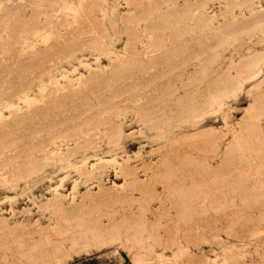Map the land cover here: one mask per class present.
Instances as JSON below:
<instances>
[{"label": "rangeland", "instance_id": "374dc122", "mask_svg": "<svg viewBox=\"0 0 264 264\" xmlns=\"http://www.w3.org/2000/svg\"><path fill=\"white\" fill-rule=\"evenodd\" d=\"M260 7L264 0H0V119L12 102L21 112L11 118L22 119L0 132L30 133L38 122L31 138L7 136L0 148V264H48L59 248L69 264H132L115 240L87 253L95 245L73 238L99 220L120 241L135 231L138 252L164 254L151 264H180L172 254L182 244L190 264H264L260 140L247 157L224 156L235 137L253 138L242 119L264 130V58L253 52L264 50V12L215 29ZM198 11L211 19L196 20ZM255 67L262 73L249 78ZM82 77L89 100L65 87ZM42 79L59 91L40 94ZM233 79L241 80L234 91ZM93 86L112 96L109 106H90ZM46 99L52 109L28 110ZM53 114L72 128L52 126ZM107 117L120 125L118 139ZM36 154L44 165L30 170ZM84 190L91 195L82 200ZM55 194L65 206L81 203L80 223L57 217ZM56 219L62 233L48 227Z\"/></svg>", "mask_w": 264, "mask_h": 264}, {"label": "bare ground", "instance_id": "6f19581e", "mask_svg": "<svg viewBox=\"0 0 264 264\" xmlns=\"http://www.w3.org/2000/svg\"><path fill=\"white\" fill-rule=\"evenodd\" d=\"M259 6V5H258ZM264 12V7H260L257 8L255 10H252L249 14L244 15L242 18H238L236 15H234V19L231 21V23H228L229 21H227L226 19L224 20V22H222L220 26H215V29L217 30H222L224 27L227 25H241L244 24L245 22H247L250 18H255L258 16V14ZM195 18L196 20H210L211 19V15H207L205 13H203V11H198L195 13ZM200 40L203 43H207L209 42V38L205 35L200 37ZM254 53H259L261 52L260 57L264 58V50H255L253 51ZM124 56L123 57H117L113 60L112 64H107L106 67L109 68L112 65H115L117 63H120L124 60ZM97 72V69L95 68H91L89 70V74H94ZM262 73V69L260 67H255L251 73L249 78H254L257 77L259 74ZM87 75V74H85ZM84 80L83 77L80 78L77 82V85L75 87H73L72 84L67 83L65 84V87L68 90H74L77 89L74 92V97L79 99L85 96V98H87L89 100V97H87L84 92H81L80 86L83 84ZM241 80L238 79H233V80H229L228 84L229 86L232 88V90L234 91L235 89L239 88L241 86ZM45 90H50L52 91V93H56L57 91H59L58 87H55L54 85H50L48 83H45V81L42 79L41 80V84L39 86V93L42 94ZM93 90L95 92V96L93 98V101L90 102V106H94V105H104V106H109L111 104L110 100L112 98V96L106 95V99L104 98V96L102 95L101 92L97 91V89H95V86H93ZM214 100H217L218 104L221 103L220 100V94L218 93L217 95L213 94L212 95ZM47 101L43 100V102H35L33 100H30L28 103V110L33 109V108H37L39 109L40 107H42L44 105V103ZM80 101H77L76 104L78 105V111L79 113L84 111V108L82 107L81 103H79ZM10 107V114L7 115L4 118L0 119V127L1 126H12L13 128L16 127V130L19 126H21L22 123V119L20 118H11V116H14L18 113L21 112L20 108L15 107L12 104L9 105ZM46 108H53V106L51 105V103L48 104V106L42 107V109H46ZM35 118H32L30 120L31 124H29L32 128V130L30 129V133H26V134H22V133H18L17 135H15V131L13 129H11L9 132H0V148L2 149H6L8 146H10V144L5 140L7 136H11V137H17L19 139H25V138H31L32 134H35L34 129L37 128V124L38 122L34 120ZM40 122V121H39ZM49 122L52 126H55L57 129H61V130H69L72 128V123H71V119L70 117H59L56 115H50L49 117ZM106 122H108L109 124L112 125V128H107L109 131V136L112 137L113 139H118L120 137V132H121V127L118 123H112V119L110 117L106 118ZM241 123V124H240ZM240 124L241 128H250L251 132H252V136H253V140L251 138H234V140L226 146V149L224 151V156L226 158H230V159H237V158H241V157H247L250 153L251 150V145L252 143L259 139L260 140V146L261 149H263L264 151V130H260L258 128V126L255 124V120L251 117V118H247L242 119V121L238 122V125ZM235 128V126H233ZM233 128V129H234ZM70 147L67 149L69 150ZM53 149L45 152L46 154H50L52 152ZM59 154H65V152L63 150L58 151ZM43 156V154H36L37 158V162L35 165H33L30 170H36L38 167L40 168L41 166L44 165V161L41 160V157ZM237 167L238 171H236L234 173V180L236 181V183L238 182L237 179V175L239 173H241V171H243V168H241V166H235ZM241 168V169H239ZM29 170V171H30ZM238 172V173H237ZM169 177V175L165 174L162 177ZM238 184V183H237ZM259 186L260 184L257 183H252L250 184V187L252 189H254L256 192L259 193V195L261 194V192L259 191ZM105 189L102 188V192H104ZM245 191V189H244ZM89 195H91V193H89L87 190H84L82 193V200L86 199ZM242 196L245 195L244 192L241 193ZM244 199L247 201H252V202H256L259 198H256L254 200H250L246 195L244 196ZM49 200L55 204V213L57 215V217H61L62 220H65L64 222H68V220L71 217L76 218V223H80L82 217L81 216H77V211L80 210L81 208V203L77 202V203H73V204H69L67 206L63 205L62 202L59 199V195L55 194L52 197L49 198ZM240 217V216H239ZM238 217V218H239ZM98 220V219H97ZM59 222L56 220L52 221L49 223L48 227L49 228H56V230H58L59 233H62L63 231V225L58 224ZM59 225V226H58ZM130 228V225L128 226V229ZM80 237H84V240L87 244L88 243H93L96 247L95 250H87V253L93 252V251H99L101 249H103V247L101 246L102 244H105L106 241H109V244H112V246L114 245L110 240H115L117 241L116 245H114V251L115 252H120L121 250H125L129 256L130 261L132 262V264H151L148 262V260L154 256H157V258L159 259V261L162 262V259L165 257L164 254L162 252L160 253H153L152 249L150 246H145L143 247L145 252H138L137 249V245L141 244V240L140 238L136 235L135 231L133 233V235H126L125 240H118L119 238V232H117L116 228L114 226H107L104 223H102L99 220V223L97 225L91 224L88 227H86L83 230H79L74 236L73 238L78 239ZM187 237V235H186ZM182 244V243H181ZM185 246L182 244L181 246H178L175 250H173V254H172V259L178 261L180 264H190L189 260L182 258L183 252L185 251ZM69 253L65 250H63L62 248H59L55 254H54V259L53 262H50L48 264H69V263H65V259L64 256H68ZM148 257H150L148 259ZM163 261L165 262V260L163 259ZM191 261V260H190ZM209 263V262H207ZM152 264H156L152 263ZM177 264V263H176ZM202 264V261H201ZM204 264V261H203Z\"/></svg>", "mask_w": 264, "mask_h": 264}]
</instances>
